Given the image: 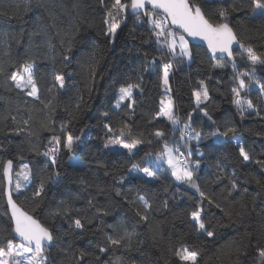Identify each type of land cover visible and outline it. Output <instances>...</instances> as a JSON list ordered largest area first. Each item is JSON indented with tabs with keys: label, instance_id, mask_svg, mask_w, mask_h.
Listing matches in <instances>:
<instances>
[{
	"label": "trees",
	"instance_id": "16d2710c",
	"mask_svg": "<svg viewBox=\"0 0 264 264\" xmlns=\"http://www.w3.org/2000/svg\"><path fill=\"white\" fill-rule=\"evenodd\" d=\"M194 2L210 22H227L240 44L264 56V18L253 15L251 0ZM113 3L0 0V247L19 242L3 177V165L12 160L15 171L27 164L32 180L19 193L14 188L16 202L53 233L54 244L44 251L47 264H181L173 253L182 246L197 253V264H264L258 254L264 248V92L257 85L242 92L254 106L242 115L231 91L242 72L264 83V64H253L240 47L234 62L213 61L191 43V62L174 58L157 44L146 17L138 20L130 11L122 14L115 35H106ZM221 9L226 20L218 16ZM169 62L178 127L156 115ZM25 65L33 66L39 99L9 79ZM56 74L64 76L63 88ZM127 84L138 87L116 107L119 88ZM204 88L209 99L197 106L194 92ZM185 123L191 135L181 140L178 129ZM229 128L235 131L219 135ZM122 129L143 141L131 154L110 145ZM69 133L76 140L74 154L62 148L53 165L43 152L53 136L63 143ZM165 142L184 150L193 167L200 161L194 173L199 191L153 160ZM241 145L250 161L240 156ZM146 167L156 176H145L140 169ZM41 181L44 191L34 196ZM198 210L212 237L197 230L191 214ZM76 219L83 229L75 228ZM108 236L126 239L113 246ZM81 251L90 255L80 259Z\"/></svg>",
	"mask_w": 264,
	"mask_h": 264
},
{
	"label": "snow or ice",
	"instance_id": "6c2138e0",
	"mask_svg": "<svg viewBox=\"0 0 264 264\" xmlns=\"http://www.w3.org/2000/svg\"><path fill=\"white\" fill-rule=\"evenodd\" d=\"M101 2H103V0H101ZM148 5L151 7L148 8ZM111 7L115 10L116 14L113 15V12L109 11L108 15L112 21H115L116 16H119L121 13L129 11L133 16H136L138 20L141 16L146 17L157 44L160 45L161 49H166L174 58L183 59L187 57L188 59H191L192 53L189 49L188 41L185 39L184 34H186L193 39L199 38L206 41L208 49H210L213 55L216 53H226L228 57H232V46L234 43H237L240 48L244 49L249 61L253 64H264V56L258 55L251 46L245 48L243 44H240L232 27H230L227 22H210V19L207 18L205 12L199 4L194 2V0H130L128 3H124L122 0H114ZM251 10L254 16L258 15L264 18V0H251ZM218 16L226 20L228 16L227 10L221 9ZM105 23H108V21H105ZM118 28V22L109 23L105 34L114 36ZM181 30L183 34H180ZM68 50L69 52L71 51V44H69ZM65 59H70V57L65 56ZM153 65H155V61H153ZM173 66L174 65L171 62L163 65V84L166 86L169 83V73ZM218 67H224V65H218ZM244 77L248 78L249 83H246ZM9 79L14 83L17 89H30L27 94L39 99L32 65H25L22 73L13 72ZM54 79L59 83V87H64L63 75L56 74ZM236 79L237 84L231 89L234 95L233 103L241 110V114L243 115L245 108L252 109L254 106L252 101L245 99L241 93L250 87L253 82L259 84L260 90L264 91V83L253 81L252 75L248 72L239 73ZM200 84L203 85V81H201ZM134 87H138V85L134 86L132 84H127L122 85L119 88V98L116 107L120 106V102L132 99ZM194 96L196 97L197 106H199V103L202 100L207 101L209 99L207 88H204L202 92H194ZM156 115L158 117L167 118L174 127L180 123L179 119L174 114L173 101L170 97L166 102L163 100L161 101V107ZM204 115L207 116V112H204ZM105 117H107V113H105ZM189 117L191 118V114H189ZM209 119L211 118L209 117ZM27 123L28 121L25 120L24 124L26 125ZM103 126L108 129L109 132L112 131L108 124H104ZM64 127L65 126H62V130ZM190 128V123H185L183 129H178L180 132L179 138L181 140H183L186 135H191L190 132L186 131ZM234 131V128H229L227 131L219 133V135L227 136L229 132ZM124 135L125 133L122 129L119 133V137H123ZM155 135L157 138H162L163 136L159 131H157ZM195 135L199 138L200 133L197 132ZM119 137L116 140L111 141V143L127 149L129 154L132 153V150L135 149L137 145L143 143L140 139H132L130 142H125ZM75 146L76 140L70 133L66 136L63 143L60 136H53L49 141L47 150L43 152V155L55 165L57 162V156L62 148L67 149L69 152H74ZM107 146L108 145L106 144L105 147ZM239 154L244 161H250L251 157L242 145L239 146ZM155 160L166 162L168 168L171 170V175L176 181L187 183L199 191V187L194 180V173L199 169V160L195 161V167H193L188 159L185 158V153L181 152L179 148L170 147L167 142L164 143L162 151L155 153ZM135 167L136 166L134 165L133 168ZM140 171H143L144 175L147 177L156 176V173L151 171L148 167L140 169ZM3 177L7 183L5 195L7 196V204L11 210L13 232L15 236L20 238V242L14 243L13 240H7L5 246L0 247V264H47V256L43 255V253L45 247L50 245L54 239L52 231L38 219L29 215L28 212L24 211L13 200L12 190L14 176L12 160H8L3 165ZM123 180L124 178L121 177L120 182L122 183ZM31 182L30 169L27 164H22L20 171L15 174V191L19 193L21 189L27 188ZM232 187H236L235 182H233ZM43 191L44 182L41 181L39 189L34 193V196H41ZM201 196L203 197L204 194L201 193ZM141 200H143L142 197ZM143 203L145 209L150 207L146 201ZM209 203H211V201H209ZM136 214L140 215V212L137 211ZM55 215H59V212L55 213ZM191 216L193 221H195L198 231L206 232L208 237L214 235L212 231L206 229L205 222L201 216V211H194ZM141 218L145 220L147 219L146 216H142ZM74 225L77 229H83L84 227V224L80 219L74 220ZM125 239L126 237H107L108 242L113 246H121L124 244ZM127 239L130 240L131 237L127 236ZM124 246L127 247V245ZM105 251V248L99 249L100 253H104ZM258 254L262 260H264V248L258 249ZM88 255H90V253L81 251L80 259H83ZM173 255L181 262V264H185V262L197 264V253L190 250L188 247L182 246L181 248L176 249ZM96 258L99 259L98 256Z\"/></svg>",
	"mask_w": 264,
	"mask_h": 264
},
{
	"label": "water",
	"instance_id": "95a60500",
	"mask_svg": "<svg viewBox=\"0 0 264 264\" xmlns=\"http://www.w3.org/2000/svg\"><path fill=\"white\" fill-rule=\"evenodd\" d=\"M148 8H150L151 6L150 5H148L147 6ZM230 26V25H229ZM231 27V26H230ZM234 31V30H233ZM180 33L181 34H183L182 33V30L180 31ZM235 33V32H234ZM185 35V37L188 39V41L192 44V45H199V46H202V47H204L207 51H208V53H209V56L211 57V59L213 60V61H216V60H218V59H225V60H228V61H230V62H234L235 61V51H236V49H238L239 48V44H237V43H234L233 44V46H232V51H233V55H232V57H228V55L226 54V53H223V54H221V53H216L215 55H213L212 54V52L210 51V49H208V45H207V42L206 41H204V40H201V39H199V38H196V39H193V38H191V37H188L186 34H184ZM237 36V35H236ZM237 40L239 41V39H238V37H237ZM239 43H240V41H239ZM13 176H14V183H15V164L13 163ZM14 183H13V190H12V198H13V200L16 202V200H15V198H14V195H13V191H14ZM5 189H6V187H7V183H6V181H5ZM6 196V195H5ZM6 201H7V196H6ZM17 203V202H16ZM8 205V204H7ZM17 205L19 206V207H21L18 203H17ZM9 207V206H8ZM22 208V207H21ZM23 209V208H22ZM24 210V209H23ZM25 211V210H24ZM9 212H10V215H11V210H10V208H9ZM27 212V211H26ZM29 215H31L30 213H28ZM33 216V215H32ZM34 217V216H33ZM35 218V217H34ZM35 219H37V218H35ZM13 235H14V238L17 240V241H19L20 242V238L19 237H17V236H15V234H14V232H13ZM53 244H54V239H53V241L51 242V244L50 245H48V246H46L45 247V249L46 248H51L52 246H53Z\"/></svg>",
	"mask_w": 264,
	"mask_h": 264
},
{
	"label": "rangeland",
	"instance_id": "374dc122",
	"mask_svg": "<svg viewBox=\"0 0 264 264\" xmlns=\"http://www.w3.org/2000/svg\"><path fill=\"white\" fill-rule=\"evenodd\" d=\"M122 14L123 13H121L119 16H116V20L115 21H113V22H118L119 23V20L121 19V16H122ZM116 15V14H115ZM181 34V33H180ZM185 39L188 41V39L185 37ZM188 46H189V49L191 50V45H190V42L188 41ZM191 53H192V50H191ZM245 56L247 57V54H245ZM192 58H193V55H192V57H191V59H188L187 57H185V59L187 60V61H189V62H191V60H192ZM32 69H33V66H32ZM21 73L23 72V70L22 71H20ZM33 74H34V69H33ZM252 79H253V81H255L256 79H255V76L254 75H252ZM253 85H257V86H259V84H257V83H252L251 84V86L250 87H248V89L247 90H249ZM164 89H165V97H164V99H163V101H167V99L170 97L171 98V96H170V84L168 83V85L166 86V85H164ZM25 91H30V89H24ZM134 90H135V87L133 88V92H134ZM202 92V91H201ZM264 92V91H263ZM37 95H38V92H37ZM244 94L242 93V96H243ZM245 96V95H244ZM172 99V98H171ZM246 109V108H245ZM173 111H174V107H173ZM179 125V124H178ZM178 125H176L177 127H178ZM118 138V137H117ZM116 138V139H117ZM119 138H121V139H123L125 142H130L132 139H134L131 135H128V133H125V135L123 136V137H119ZM116 139H113L112 141H114V140H116ZM110 145H111V147H113V148H117V149H123V150H127V149H124V148H122V147H120L119 145H114V144H112V143H110ZM170 147H173V146H171V145H169ZM137 147H138V145H137ZM137 147L135 148V149H137ZM75 148H76V146H75ZM174 148V147H173ZM135 149H133L132 150V152L133 151H135ZM75 151V150H74ZM184 153H185V151L184 150H182ZM72 154H74V152H72ZM186 154V153H185ZM155 159V157H153V160ZM77 159L75 158V156L72 158V161H76ZM160 162H162V161H156V163H160ZM164 162V161H163ZM165 164H167L166 162H164ZM168 166V165H167ZM20 168H21V166L20 167H18L17 169H16V171H15V174L17 173V172H19L20 171ZM14 243H19V242H14ZM43 255H44V253H43Z\"/></svg>",
	"mask_w": 264,
	"mask_h": 264
},
{
	"label": "built area",
	"instance_id": "2783aa9c",
	"mask_svg": "<svg viewBox=\"0 0 264 264\" xmlns=\"http://www.w3.org/2000/svg\"><path fill=\"white\" fill-rule=\"evenodd\" d=\"M181 151V150H180ZM181 152H183V151H181ZM184 153V152H183Z\"/></svg>",
	"mask_w": 264,
	"mask_h": 264
}]
</instances>
